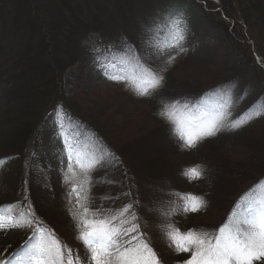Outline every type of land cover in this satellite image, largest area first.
Masks as SVG:
<instances>
[{
  "label": "trees",
  "instance_id": "1",
  "mask_svg": "<svg viewBox=\"0 0 264 264\" xmlns=\"http://www.w3.org/2000/svg\"><path fill=\"white\" fill-rule=\"evenodd\" d=\"M178 21L189 32L172 47ZM92 35L103 51L115 52L111 60L122 64L121 82L111 93L89 94L76 87L68 96L66 72L75 68L79 81L97 59L84 46ZM147 70L163 79L158 89L139 95L129 81ZM241 77L259 87L243 85ZM261 99L264 0H0V183L6 189L0 209L15 218L18 213L40 228L41 236L59 240L73 258L90 256L77 238L82 208L72 189L79 191L81 184L79 203L89 209L88 218L105 219L116 204L122 209L132 205L136 214L138 202L162 199L149 191L161 190L175 197L170 221L176 229L212 235L229 225L250 189L256 186L254 200L261 194L264 115L238 129L224 127L189 148L161 112L166 105L184 102L191 116L186 124L218 117L228 124ZM59 109L65 132L77 142L75 152L83 151L86 162H94L84 173L73 162L77 175L67 182L47 168ZM181 116L175 110V119ZM106 165L117 170L121 196L102 199L97 195L107 184L88 180L97 181ZM196 166L201 178L189 180L184 171ZM137 188L145 196H138ZM177 194L198 196L204 206L184 211ZM218 217L216 228L211 222ZM141 231L140 226L131 235ZM19 245L1 248L0 262H13ZM191 254L174 246L161 262L181 263Z\"/></svg>",
  "mask_w": 264,
  "mask_h": 264
},
{
  "label": "snow or ice",
  "instance_id": "2",
  "mask_svg": "<svg viewBox=\"0 0 264 264\" xmlns=\"http://www.w3.org/2000/svg\"><path fill=\"white\" fill-rule=\"evenodd\" d=\"M183 33L184 28L178 26L172 47L180 44L184 38ZM110 78L115 79V77ZM162 79V76L147 70L143 76L129 83L139 95H148L160 87ZM175 110V104L166 105L161 116L176 125V131L185 146L191 148L198 141L216 135L224 127L238 129L256 116L264 115V99L257 101L247 113L228 124L221 123L222 117L204 124H186L175 119ZM69 147L75 149L74 145L70 144ZM69 160L68 173L71 174L72 179H75L77 175L72 167L73 162L81 173L91 168L94 163L86 162L74 151L70 153ZM2 163L3 161H0V165ZM184 175L189 180H196L201 178L202 172L199 166H196L186 169ZM260 185L264 186V181L260 182ZM83 190V184L80 185L79 191L76 187L72 189V192L76 193L77 206L82 208V215L78 219L77 238L90 255L92 264H160L157 254L142 236L131 235L139 231V226L132 223V220L136 219L135 214H132V220H128L125 216L130 212L132 205L126 206L119 215L111 218H88L89 209L79 203L80 192ZM255 192L256 186L246 193L247 199L242 197L238 202L239 211L234 209L230 215L229 225L221 227L214 235L208 233L198 235L192 231L181 233L179 229L168 232L167 235L176 250L191 251L192 254L185 264H254V262L264 260V198L254 200L252 197ZM177 195L185 202L184 211L197 212L204 206V200L198 196ZM122 217L124 219H121ZM116 220L120 221V227L114 224ZM124 224H131V227L124 228ZM25 226L27 225L19 220L18 213L16 222H14L11 212L6 213L4 209H0V229ZM124 236H128L129 239L123 241ZM29 241L35 242H26V245L15 254L14 264H79L80 262L79 256L74 260L71 250L55 238L48 239L35 233L29 237ZM8 264H13V262L10 261Z\"/></svg>",
  "mask_w": 264,
  "mask_h": 264
},
{
  "label": "rangeland",
  "instance_id": "3",
  "mask_svg": "<svg viewBox=\"0 0 264 264\" xmlns=\"http://www.w3.org/2000/svg\"><path fill=\"white\" fill-rule=\"evenodd\" d=\"M178 26H182L184 28L183 35L185 38L189 30L183 21H178L176 23L174 35L176 36ZM84 46L88 48L91 53L95 54L97 56V59L95 62L91 63L83 70L79 81H77L79 77L78 71L75 68L70 69L66 72L63 79L66 94L68 96L73 95L77 91L76 87H78L79 90H82L89 94H91L93 91H98L101 93L113 92L118 87V84L121 82L120 75L122 72L120 71V67L122 66V64L117 62L115 63L113 59L111 60V57L115 58V52H112L110 50L103 51L102 47L99 46L97 43V37L94 35L90 36L85 40ZM107 55H109L110 58H108ZM110 77H115V79ZM240 80L243 82V85H248L251 88H257V86L259 87L256 82H253L248 77H241ZM173 104L176 105V112H182L185 115L181 116L178 121L183 123L188 122V118H190L191 116L190 114L188 116L186 115V110L188 107L187 104H185L184 102H174ZM63 129L64 115L59 109L56 111V114L53 118L52 130L54 132V135L50 139L49 154V158L51 159V161H47V168H49L50 170H56L60 174L62 180L64 182H67L69 180H72L71 174L68 173V167L70 163L69 155L71 152H75V149H70L69 145L71 144L77 147V142L72 138L69 133H67V131L65 132V129ZM174 131H176L175 124ZM80 156L83 158V151H81ZM72 167L75 170L73 163ZM103 168L104 174L100 176L97 181L93 180L91 176H87L89 182L93 183L94 185L98 184L99 180L107 184V188L101 189L103 192L101 194H98L97 196H102V199H105V197L106 199H108L121 196L122 191H119V189L121 190V182L118 177L117 170H114L107 165L103 166ZM137 191L138 196H145L141 189L137 188ZM158 191L161 190H153V193L149 191V193H151V195L149 194V196L155 194L154 196L156 197L161 196V200L151 198L150 200L142 201V204L139 202L137 203L138 213L135 214V220H132V214L134 212L132 210H130L129 213L125 214V216L128 220H132L133 224H137L139 226L138 232H140V226L142 227L140 235L142 236L143 240L146 241L149 246L154 250V252L157 254L160 264H162L163 262H161V259L166 260V254L168 255L174 247L172 241L169 239L167 234L169 231L176 229L170 221L171 215H173L170 204L175 197H169V193H167V196L163 191H161V193L159 194ZM260 192V196L255 198V200L264 198V187ZM4 194H6V189L0 183V197ZM146 196H148V193L146 194ZM121 206L123 207L122 204H116L112 208H110L111 210L109 211L108 215L105 216V219L119 215V213L122 211ZM165 215H167L169 218ZM13 217L14 222H16L15 216ZM121 219L124 218L122 217ZM19 220L21 222H24L27 226L7 227L4 229H0V249H14V247L19 244L20 247H24L26 245V242L29 241V237H32L35 233H42L40 228L28 223L24 218H19ZM116 221L119 222V224H117L116 226L120 227V221ZM217 221L213 220L211 222L213 227L218 228L219 223L221 221V217H218ZM124 226L125 228H128L131 227V224H124ZM210 231L211 230H209V232ZM215 233L216 232L212 231V235H214ZM75 258L73 259L75 260ZM79 258V264H85V262H87V264H92L90 256H88L87 254L81 255L79 256ZM186 261L187 260L176 264H185Z\"/></svg>",
  "mask_w": 264,
  "mask_h": 264
}]
</instances>
